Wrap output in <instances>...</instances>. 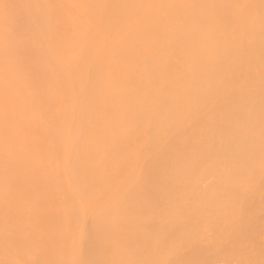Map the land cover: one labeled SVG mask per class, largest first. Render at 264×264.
I'll use <instances>...</instances> for the list:
<instances>
[{
  "label": "bare ground",
  "instance_id": "6f19581e",
  "mask_svg": "<svg viewBox=\"0 0 264 264\" xmlns=\"http://www.w3.org/2000/svg\"><path fill=\"white\" fill-rule=\"evenodd\" d=\"M264 264L262 0H0V264Z\"/></svg>",
  "mask_w": 264,
  "mask_h": 264
},
{
  "label": "snow or ice",
  "instance_id": "6c2138e0",
  "mask_svg": "<svg viewBox=\"0 0 264 264\" xmlns=\"http://www.w3.org/2000/svg\"><path fill=\"white\" fill-rule=\"evenodd\" d=\"M262 4H264V0H262ZM18 264H27V262L19 261ZM237 264H247V262L240 261V262H237Z\"/></svg>",
  "mask_w": 264,
  "mask_h": 264
}]
</instances>
